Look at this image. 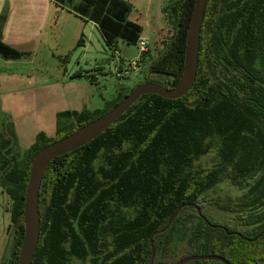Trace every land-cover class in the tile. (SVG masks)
I'll return each instance as SVG.
<instances>
[{
	"label": "trees",
	"instance_id": "obj_1",
	"mask_svg": "<svg viewBox=\"0 0 264 264\" xmlns=\"http://www.w3.org/2000/svg\"><path fill=\"white\" fill-rule=\"evenodd\" d=\"M51 1H75L71 12L92 22L111 52L117 40L136 46L140 39L141 28L127 20L130 6L122 0ZM193 4L172 0L162 9L171 32L141 83L165 89L177 83ZM25 56L0 39V58ZM130 90L120 88L101 110L57 113L55 137L39 132L21 159L12 152L13 130L0 133V189L10 201L11 221L8 258L0 264H16L31 159L112 109ZM223 181L239 191L216 205L233 215L232 228L192 206L201 209L205 193ZM178 209L168 229L152 237L153 264L204 255L228 264H264V0H206L190 91L176 100L141 96L95 139L50 162L39 190L32 264H149L151 235Z\"/></svg>",
	"mask_w": 264,
	"mask_h": 264
},
{
	"label": "rangeland",
	"instance_id": "obj_2",
	"mask_svg": "<svg viewBox=\"0 0 264 264\" xmlns=\"http://www.w3.org/2000/svg\"><path fill=\"white\" fill-rule=\"evenodd\" d=\"M122 1L130 6L128 19L140 26L146 38L147 51L141 55L136 46L121 40L111 52L94 25L68 10L52 9L43 28L38 25L44 12L32 6L36 0H25V11L16 13L10 25L15 32L13 41L27 40L29 56L13 61L0 58V133L7 135L5 129L13 130L16 140L11 147L17 159L24 156L39 132L55 137L57 113L101 110L120 88L130 90L142 82L149 60L170 35L162 9L172 0ZM9 13L7 3H0L2 27H6ZM132 62L135 70L131 71ZM238 196L239 191L223 181L205 193L199 210L209 221L232 228L233 215L216 205ZM10 228V201L0 189V263L8 258ZM183 234L179 232L177 238Z\"/></svg>",
	"mask_w": 264,
	"mask_h": 264
},
{
	"label": "water",
	"instance_id": "obj_3",
	"mask_svg": "<svg viewBox=\"0 0 264 264\" xmlns=\"http://www.w3.org/2000/svg\"><path fill=\"white\" fill-rule=\"evenodd\" d=\"M206 0H194L193 9L186 33L183 69L177 83L170 89L157 84L143 82L134 86L126 97L109 111L95 120L78 127L68 136L55 141L39 150L30 161V171L25 188L22 207L23 239L17 256L16 264H32L39 239L38 197L43 174L52 160L68 154L95 139L121 117L141 96L153 94L167 100L184 97L192 88L198 63L199 40ZM198 214L199 208L195 205ZM183 207V206H181ZM179 209L171 216L163 230L154 232L150 237L151 258L153 264L154 250L152 237L168 229L171 221L176 217ZM203 218V217H202ZM211 260L228 264L217 256H190L183 258L176 264H186L192 261Z\"/></svg>",
	"mask_w": 264,
	"mask_h": 264
},
{
	"label": "crops",
	"instance_id": "obj_4",
	"mask_svg": "<svg viewBox=\"0 0 264 264\" xmlns=\"http://www.w3.org/2000/svg\"><path fill=\"white\" fill-rule=\"evenodd\" d=\"M7 3V9L10 11L9 15H8V18H6L7 20V23L4 24V26L6 25V27H2L1 29V32H0V39L1 41L8 45L9 47H12L14 49H16L17 51H20V52H24L25 53V41L27 40H24V41H13V34L15 33H12L11 32V26L12 24H14V19H16V13L19 12V11H25V0H0V3ZM127 2V1H126ZM69 4H65V5H62V6H59L57 4H54L51 0H42L41 2H39V0L35 2V4H33L32 6L34 8L38 7L41 11H43V19L42 21L40 22V24L38 25V27H44L46 26L45 23L47 21V17L48 15L50 14L51 10L52 9H63V10H68L69 12H71L70 8L71 6L73 5H69ZM134 9V7H133ZM133 11V10H132ZM136 11V10H134ZM72 14H74L73 12H71ZM129 13H131V11L129 10L128 14H127V20L130 21L128 19V16H129ZM75 15V14H74ZM162 16V15H161ZM75 17H78L77 15H75ZM23 18H25V15H23ZM19 21V20H18ZM132 22V21H130ZM92 25H94L92 22H90ZM134 24H136L135 22H132ZM16 25H18L20 27V23H15ZM23 26L25 25V22L23 21L22 22ZM138 25V24H136ZM21 26V27H23ZM95 26V25H94ZM139 26V25H138ZM140 39H146L144 36H142V33H141V36H140ZM28 43H31V41H29ZM117 75L121 76L122 73L121 71H119L117 73Z\"/></svg>",
	"mask_w": 264,
	"mask_h": 264
},
{
	"label": "built area",
	"instance_id": "obj_5",
	"mask_svg": "<svg viewBox=\"0 0 264 264\" xmlns=\"http://www.w3.org/2000/svg\"><path fill=\"white\" fill-rule=\"evenodd\" d=\"M136 47L138 49L139 55H141L142 53H145L147 51L146 43H145V41L143 39H139L138 40ZM139 55H138V58H139ZM134 66H135V63L132 62L131 71L135 70Z\"/></svg>",
	"mask_w": 264,
	"mask_h": 264
}]
</instances>
